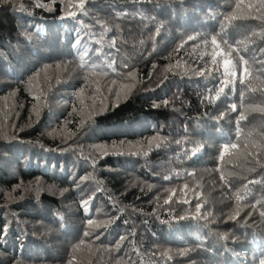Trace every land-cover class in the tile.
Returning <instances> with one entry per match:
<instances>
[{
    "label": "trees",
    "instance_id": "16d2710c",
    "mask_svg": "<svg viewBox=\"0 0 264 264\" xmlns=\"http://www.w3.org/2000/svg\"><path fill=\"white\" fill-rule=\"evenodd\" d=\"M235 2L0 0V264L264 262L259 22L249 80L196 74Z\"/></svg>",
    "mask_w": 264,
    "mask_h": 264
},
{
    "label": "snow or ice",
    "instance_id": "6c2138e0",
    "mask_svg": "<svg viewBox=\"0 0 264 264\" xmlns=\"http://www.w3.org/2000/svg\"><path fill=\"white\" fill-rule=\"evenodd\" d=\"M231 2V0H229ZM73 8H76L80 11H83L84 9V0H79V3L70 5ZM235 11L231 12L230 14H225L223 17V21L221 23L220 27V41H218L217 35H212L209 38H205L204 43L205 45L209 44L211 45V51L207 52L206 54L210 57L208 61L205 62V67L198 71L196 74L199 76H204L205 72H207L208 76H212L213 71L219 76L220 78V87L218 91L216 92V97L218 98L220 94L224 93V90L226 87L234 86L236 82V78L239 75L240 82L243 84L246 80H249L253 75V69L249 62L248 58H245L244 55L241 54V49L239 45H234L233 43H229L226 35L225 30L228 26L232 25L233 21L236 20H242V19H252L259 22V26L264 30V0H238V2L234 3ZM75 12H70L69 15H75ZM248 30L251 32L252 36L258 35V33L254 30L255 26L248 25ZM106 31L108 29H105ZM189 40L196 39V37L189 36ZM221 42L223 43L224 47L221 46ZM241 44L244 43L243 40L240 42ZM112 44H115V41L112 42ZM81 45V39L79 35L76 39L73 41V46L79 48ZM227 49V51H225ZM99 51V49H98ZM244 51H247L245 48ZM261 51H264V49H261ZM84 52H87V48L84 49ZM235 53V56L233 55ZM203 55L205 53H201V58H203ZM255 62V61H254ZM259 63L264 64V60L258 61ZM114 62H110L107 67H112V70L115 71V68L113 67ZM128 65L125 64L124 67H127ZM83 67V65H81ZM89 67H91L92 71H103L102 68H100L99 64H90ZM257 72L264 71V69L255 70ZM259 75H257L256 79H259ZM97 92L100 91L99 88L96 89ZM252 92H256V88H251ZM261 92H264V89H261ZM231 111H236V105L232 104L230 106ZM260 112H264V107H260L257 109ZM245 116L241 114L239 116V120H244ZM237 124H239V121H237ZM159 146V145H157ZM229 147L232 149H236L238 145L236 143H232L230 145L226 144L223 146V152L220 155V160H224V154L229 152ZM247 147V145H245ZM259 147V145H257ZM197 149H192V155H195ZM249 155H258L249 153ZM168 177H165L167 179ZM84 179H87L86 177ZM221 179H224L223 173L221 174ZM255 181H249V183H254ZM187 186L185 185V188ZM171 195H175V190L172 191ZM171 197H169V200H166L165 203L170 202ZM237 204L239 205L240 200L242 197H240L239 194H237ZM183 202L187 203V200H184ZM83 206L87 207L89 201L85 199L83 202ZM200 205L198 204L196 207V214L198 215L200 212ZM238 215V212L236 213ZM261 215H264V212L261 213ZM234 218V217H233ZM111 221H108L110 223ZM90 224L93 223V221H89ZM0 233H2V230H0ZM121 240L124 238L121 237ZM264 264V262H262Z\"/></svg>",
    "mask_w": 264,
    "mask_h": 264
}]
</instances>
